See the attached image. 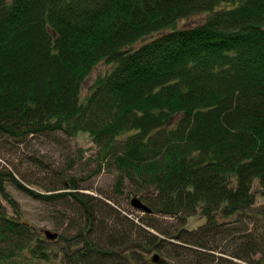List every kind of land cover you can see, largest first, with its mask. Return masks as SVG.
Segmentation results:
<instances>
[{"label":"trees","instance_id":"16d2710c","mask_svg":"<svg viewBox=\"0 0 264 264\" xmlns=\"http://www.w3.org/2000/svg\"><path fill=\"white\" fill-rule=\"evenodd\" d=\"M101 61L114 66L83 93ZM58 132H89L117 192L128 185L149 219L84 191L72 164L50 172L35 154L28 168L11 156ZM10 183L63 204L52 212L76 231L65 260ZM256 183L264 195V0H0V264L25 251L47 264H156L150 250L165 264H264ZM198 212L205 222L188 228Z\"/></svg>","mask_w":264,"mask_h":264},{"label":"rangeland","instance_id":"374dc122","mask_svg":"<svg viewBox=\"0 0 264 264\" xmlns=\"http://www.w3.org/2000/svg\"><path fill=\"white\" fill-rule=\"evenodd\" d=\"M204 18V14L193 15L189 18L182 19L179 22L180 26L193 25ZM143 43V40L139 41L137 46ZM114 64L107 63L104 61L98 62L90 75L86 78L83 93H88L90 86L96 81L99 75L106 73ZM100 147L93 141V137L89 132H80L76 136H66L60 132L53 133V135H43L32 137L27 141L23 142L20 147L13 149L10 153L11 156L17 163H22L25 168L31 167L32 163H27L26 156L36 155L39 160L45 165L48 163L51 165L49 171L53 172L56 169H68L74 165V169L69 170L70 174H77L78 177L82 178L81 183L85 186L83 189L89 193L95 194L102 200L114 204L118 210L121 212L130 213L138 219L140 223L141 220L149 219L147 213L139 210L132 203L134 197L137 195H129V187L124 184L123 191L117 192L115 187V181L117 177V171L111 168L102 159V154L99 151ZM72 164V165H71ZM29 174L31 171H28ZM52 174V173H51ZM39 178L45 182L51 181L54 177L52 175H47V173H35L30 175L28 178L35 180ZM34 189L40 190L45 193L42 187L34 185L30 186ZM9 190L12 194L19 200L22 209L24 210L25 216L29 219L38 229L40 230V235L46 238L45 230H49L53 233H58L61 236L57 239L49 240L47 243L48 251L50 252V257L52 260H57L59 262L65 260V253L69 249V241L72 237L71 234L75 233L72 229L68 230L59 219L57 213L52 212L53 208H64L62 203L54 204L49 202H43L36 197H32L27 192L22 191L13 183L8 185ZM87 188V189H86ZM259 184L256 183L254 191L256 193V205H264V195L259 191ZM52 205V207H51ZM55 205V206H54ZM57 205V207H56ZM12 213V208L9 207ZM153 220L158 218V222L164 227H170V225L175 224V220L159 217L158 215L152 216ZM233 217H222L220 221H231ZM205 222V218L201 213H197L188 219L187 227L194 228ZM155 250L145 251L148 258L155 254ZM23 259V260H22ZM241 261L240 259H236ZM24 260H28L25 263ZM33 260H35L33 262ZM5 264H47L44 260H36L33 258L30 252H23L19 258H14L7 261Z\"/></svg>","mask_w":264,"mask_h":264},{"label":"water","instance_id":"95a60500","mask_svg":"<svg viewBox=\"0 0 264 264\" xmlns=\"http://www.w3.org/2000/svg\"><path fill=\"white\" fill-rule=\"evenodd\" d=\"M132 203L135 207L146 210V211H150V209L148 208V206L138 197L133 198ZM46 234L49 238L53 239L56 235L51 234L49 231H46ZM152 261L156 262V263H160V264H164L165 260L161 257V255L159 253H155L152 256Z\"/></svg>","mask_w":264,"mask_h":264}]
</instances>
